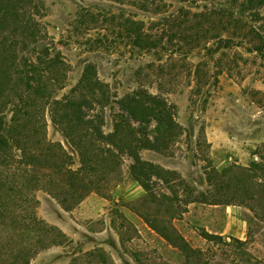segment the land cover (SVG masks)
I'll list each match as a JSON object with an SVG mask.
<instances>
[{
	"label": "rangeland",
	"instance_id": "1",
	"mask_svg": "<svg viewBox=\"0 0 264 264\" xmlns=\"http://www.w3.org/2000/svg\"><path fill=\"white\" fill-rule=\"evenodd\" d=\"M37 1L32 6L38 27L34 34L22 28L25 3L13 0L14 8L0 9V21L6 20L5 28L0 25V122L13 127L16 138L27 140L20 143L28 151L50 155L49 161L33 165L32 176L49 183L44 177L52 174V141L62 142L74 155V167L80 165L67 131L76 126L78 135L96 137L77 123L79 118L97 123L103 106L90 108L84 97L92 89L100 91V81L112 99L104 108L106 132L113 130L119 112L117 98L143 89L169 100L178 130L169 148L144 149L141 156L175 171L178 184L179 178L184 184L172 192L150 174L143 179L148 192L133 176L134 160L126 155L120 172L109 174L79 204H62L49 187H36L38 216L64 233L65 242L42 248L29 263L0 264H85L72 260L94 248L104 250L114 264H264V4ZM216 10L234 12L241 21L238 27L227 22V15L211 14ZM17 16L23 23L15 32ZM134 19L153 32L161 27L172 32L175 23L181 32L173 40L166 37L158 48L142 50L124 30L127 20ZM55 99L59 102L52 104ZM146 127L152 131L155 122ZM11 179L6 189L10 196L15 194L13 183L18 185V178ZM8 215L0 225L3 244L16 233ZM142 215L172 221L201 254L186 256ZM204 231L222 237L206 238Z\"/></svg>",
	"mask_w": 264,
	"mask_h": 264
},
{
	"label": "trees",
	"instance_id": "2",
	"mask_svg": "<svg viewBox=\"0 0 264 264\" xmlns=\"http://www.w3.org/2000/svg\"><path fill=\"white\" fill-rule=\"evenodd\" d=\"M15 1L25 3V7L27 6L22 28H31L30 33L34 34L38 27L37 23L34 22L36 21L33 15L35 7L32 6H37L39 2L37 0ZM260 1L264 4V0ZM14 2L13 0H0V9L14 8L11 6ZM189 14L192 12L186 11V15ZM211 14L221 15L223 18L227 15L229 17L227 22L230 25L235 24L234 26L237 27L238 22H241L232 11L220 13L216 10ZM17 15L21 14L18 12ZM206 18L210 20L209 17ZM3 22L6 20L2 19L0 25L5 28ZM19 23L17 16L12 23V30L16 32L23 22ZM157 29L158 31L153 32V29L146 27L143 21L135 19L127 20L124 28L134 47L142 50L158 48L163 45L166 37L168 40H173L177 37V32L179 34L181 32V26L176 23L172 26V32L166 31L165 27ZM182 34H184L183 31ZM96 84L100 91L97 89L90 90L92 93L84 97V102L90 104V108L93 109L95 103L103 106L101 112L98 111L97 113V123L92 119L84 121L82 118H79L77 123L81 128L92 130L96 137L86 139L83 135H78L76 126L69 125L67 137L71 145L75 147V152L79 157L80 165L78 167H74V155L65 148L62 142L52 141V159H50L52 161V174L44 177L49 182L48 184L44 183L43 178L32 176V167L43 158L49 161L50 155L41 150L28 151L20 143L27 140L25 138L22 140L20 137L16 138V135L13 134L15 129L10 126L6 127L4 121L0 122V164H4L3 170L0 171V225L7 213L10 219H13L11 226H14L16 231L15 235L7 237L8 244H3L0 241V263H29L42 248L50 244L57 245L65 242L66 235L64 233L38 216L34 205L36 197L33 193L36 187H49L48 190L51 191L53 197L62 204H79L90 192L100 189L101 184L105 182L109 174L120 172L122 158L126 155L134 160L132 174L146 191H151L150 186L144 181L150 174L161 178L171 187L172 192H177L178 188L176 189V187L184 184V180L181 178H179L178 184L177 179L174 178L176 176L175 171L164 170L156 164L145 161L141 156V151L144 149L165 150L169 148V144L175 136L174 132L178 130L175 113L172 112L173 106L169 100L159 94L148 93L143 89L134 90L117 98L115 102L119 112L116 113L113 130L106 132L103 129L104 108L110 105L112 99L108 92L102 88V82L97 81ZM53 102L57 104L56 102L59 101L55 99L52 104ZM80 120L84 122L82 123ZM133 122L143 123L144 127L137 128ZM152 122H155V127L152 131H148L146 125L151 126ZM150 132H153L151 137ZM256 166L257 164H254V167ZM12 175L13 177H10ZM11 178H18V185L13 183L11 191H15V194L10 196L6 189L8 181H14ZM213 179L211 177L210 181ZM142 217L150 227L171 245L182 250L186 256L194 257L201 254L202 250L194 248L172 221L165 222L159 216L154 219L148 215H142ZM203 236L206 238L222 237V235L211 234L207 231L203 232ZM24 240L31 241L33 245L27 244V241ZM22 241L24 243L19 244ZM72 263L114 264L104 250L98 248L86 252L81 251L72 260Z\"/></svg>",
	"mask_w": 264,
	"mask_h": 264
}]
</instances>
